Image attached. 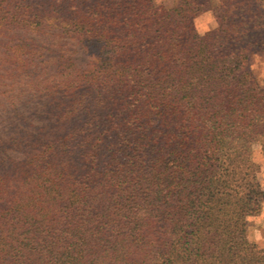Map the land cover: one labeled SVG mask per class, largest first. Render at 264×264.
Masks as SVG:
<instances>
[{
    "label": "trees",
    "instance_id": "1",
    "mask_svg": "<svg viewBox=\"0 0 264 264\" xmlns=\"http://www.w3.org/2000/svg\"><path fill=\"white\" fill-rule=\"evenodd\" d=\"M22 32L94 58L47 73ZM0 38V104L44 99L0 134V264H264V0H0Z\"/></svg>",
    "mask_w": 264,
    "mask_h": 264
},
{
    "label": "rangeland",
    "instance_id": "2",
    "mask_svg": "<svg viewBox=\"0 0 264 264\" xmlns=\"http://www.w3.org/2000/svg\"><path fill=\"white\" fill-rule=\"evenodd\" d=\"M177 1L178 0H164L163 5L172 6ZM208 12H212V10H207L196 18V27L197 20H199L201 25H208L209 27L211 26V21H209L205 16V14ZM19 37L29 38L30 43L36 44L37 46L42 48L43 56L38 60V62L41 63L39 64V68L42 66H47V73L53 72L57 68V63L60 60L59 56L69 51L70 53H72L73 58L76 60L77 64L81 67H86L94 58L92 54L83 49L81 44L76 41H65L50 37L49 35H37L24 32L20 33ZM7 40L8 39L0 38V55H3V53L5 52V42ZM72 50L74 51V53L72 52ZM8 66L9 65L6 64L5 68L10 69L11 67ZM252 68L255 74L264 81V53L257 51L253 54ZM43 102L44 99L40 100V98L38 97L26 96L23 98V101L19 104L17 109H13L12 106L9 105L0 104V134L6 137L14 131H17L18 126H25L26 122L24 123L23 121L19 120L21 117H26L27 122L40 124L41 121L37 116L41 113L40 108ZM10 154L17 158H21L23 156V154L17 152H11ZM256 155L263 154L260 150H257L255 151L254 156ZM261 212H264V205ZM260 214L255 216L259 217ZM257 230L261 231L262 234H264V225L257 224L255 220L249 221L248 237L254 236L255 231ZM251 241L254 242V240Z\"/></svg>",
    "mask_w": 264,
    "mask_h": 264
},
{
    "label": "clouds",
    "instance_id": "3",
    "mask_svg": "<svg viewBox=\"0 0 264 264\" xmlns=\"http://www.w3.org/2000/svg\"><path fill=\"white\" fill-rule=\"evenodd\" d=\"M164 3V0H154V4L156 6H160ZM207 19L211 21V26L208 25H201L199 20H197V33L201 37L205 36L207 32L211 31L212 28L218 27V23L215 20V17L212 12H208L205 14ZM253 160L260 164V171L257 173V179L260 182V189L264 191V155H256L253 157ZM248 221L255 220L257 224L264 225V212H261L259 217L256 216H248L246 217ZM250 240H254L255 243H257L261 248H264V234H262L261 231H255L254 236L249 237Z\"/></svg>",
    "mask_w": 264,
    "mask_h": 264
}]
</instances>
